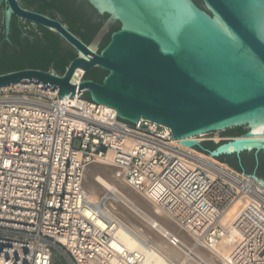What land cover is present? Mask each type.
<instances>
[{
	"label": "built area",
	"instance_id": "built-area-1",
	"mask_svg": "<svg viewBox=\"0 0 264 264\" xmlns=\"http://www.w3.org/2000/svg\"><path fill=\"white\" fill-rule=\"evenodd\" d=\"M57 93L35 82L0 88V264H53L54 253L65 264H146L118 239L120 223L87 200L93 163L120 171L198 245L233 236L228 264H264V187L254 178L190 155L166 127L103 118L100 105ZM215 134L190 140L216 143Z\"/></svg>",
	"mask_w": 264,
	"mask_h": 264
},
{
	"label": "water",
	"instance_id": "water-1",
	"mask_svg": "<svg viewBox=\"0 0 264 264\" xmlns=\"http://www.w3.org/2000/svg\"><path fill=\"white\" fill-rule=\"evenodd\" d=\"M80 1L105 19L90 44L56 19L24 10L17 0H1L6 40L14 14L58 35L76 57L62 75L2 74L0 88L35 82L57 89L60 100L86 95L122 121L168 128L186 148L216 160L235 157L240 172L235 171L264 187L251 173L264 155V140L241 139L264 136V0H200L203 8L193 0ZM113 25L118 30L99 50ZM94 69L106 72L100 83L84 78ZM239 128L244 133L232 140H190ZM247 155L245 174L240 158Z\"/></svg>",
	"mask_w": 264,
	"mask_h": 264
},
{
	"label": "bare ground",
	"instance_id": "bare-ground-1",
	"mask_svg": "<svg viewBox=\"0 0 264 264\" xmlns=\"http://www.w3.org/2000/svg\"><path fill=\"white\" fill-rule=\"evenodd\" d=\"M100 109L103 118L116 116L110 110L104 111L103 105H100ZM215 133L214 141L218 143L222 138ZM241 139L264 140V136ZM186 150L212 167L233 171L228 165L209 155L190 148ZM86 169L83 190L87 200L91 204L100 205L104 214L120 223L118 239L129 249L143 254L146 264H228V254L234 247L233 236L224 237L211 248H204L184 228L176 224L164 209L155 205L150 198L131 189L120 171L102 163H93ZM246 201L247 199L241 198L224 211L220 222L223 227ZM98 224L103 226L102 223ZM172 238L178 242L177 245L171 244Z\"/></svg>",
	"mask_w": 264,
	"mask_h": 264
},
{
	"label": "flooded vegetation",
	"instance_id": "flooded-vegetation-1",
	"mask_svg": "<svg viewBox=\"0 0 264 264\" xmlns=\"http://www.w3.org/2000/svg\"><path fill=\"white\" fill-rule=\"evenodd\" d=\"M17 3L20 8L24 10L41 14L62 22L57 12H53L51 15L49 12H40L36 10L35 7L25 6L22 0H17ZM5 9L4 2H1L0 0V62L15 58H20L22 60L30 59L40 64H47L48 70H41L40 67H27L17 71L38 70L52 72L57 75H60L58 69H61V67H63V70L65 71L68 66L66 65L68 50L72 51L74 54L75 52L55 33L12 14L10 17L9 34L7 36L8 40H6ZM101 29L97 35L101 32ZM243 133L244 131L240 130L228 134H219V136L221 138L229 139ZM258 158V165L256 166L254 161V167L251 169V173L255 171L256 176L264 181V155L260 154ZM227 160L236 163L238 166V161L235 157H230ZM243 160L246 164H250L251 157L247 155L245 158H240L241 168L244 173L247 174L248 169L244 167Z\"/></svg>",
	"mask_w": 264,
	"mask_h": 264
},
{
	"label": "trees",
	"instance_id": "trees-1",
	"mask_svg": "<svg viewBox=\"0 0 264 264\" xmlns=\"http://www.w3.org/2000/svg\"><path fill=\"white\" fill-rule=\"evenodd\" d=\"M199 7L203 8L200 0H193ZM23 4L27 7H35L40 12H49L51 15L53 12H57L61 21L78 37L82 39L86 44H90L94 36L102 28L105 19L99 17L92 11L83 1L80 0H22ZM118 25H113L108 33H106L101 41L99 50H101L109 40V36L114 31L118 30ZM51 38V37H50ZM76 55L68 50L66 65L74 59ZM27 67H40L41 70L47 71V64H40L30 59H9L4 62H0V75L24 69ZM60 75L63 73V67L58 69ZM80 72L74 75L73 80L79 81ZM79 75V76H78ZM106 75L99 69H94L91 73L84 75V78L91 79L94 82L100 83L102 78ZM84 99L89 100L88 96H83ZM205 149H211L209 146L204 145ZM218 161L225 163L229 167L240 172L237 164L223 158L217 159ZM235 161V160H234Z\"/></svg>",
	"mask_w": 264,
	"mask_h": 264
},
{
	"label": "rangeland",
	"instance_id": "rangeland-1",
	"mask_svg": "<svg viewBox=\"0 0 264 264\" xmlns=\"http://www.w3.org/2000/svg\"><path fill=\"white\" fill-rule=\"evenodd\" d=\"M82 76H83V74L81 73L80 74V78H82ZM240 130L242 131V128L232 129V130H227V131H222V132H218V134H220V135L221 134H228V133H233V132H237V131H240ZM214 138H215V136H214ZM74 148L75 149H79V143L76 142L74 144ZM85 173H86V171H85ZM84 176H85V174H84ZM83 184H84V180H83ZM53 264H65V263L62 261L61 257L58 254L54 253V256H53Z\"/></svg>",
	"mask_w": 264,
	"mask_h": 264
}]
</instances>
